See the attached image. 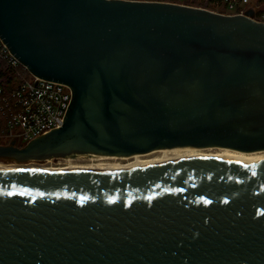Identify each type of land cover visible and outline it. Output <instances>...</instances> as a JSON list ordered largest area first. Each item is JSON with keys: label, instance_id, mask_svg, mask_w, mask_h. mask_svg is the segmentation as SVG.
Instances as JSON below:
<instances>
[{"label": "water", "instance_id": "obj_1", "mask_svg": "<svg viewBox=\"0 0 264 264\" xmlns=\"http://www.w3.org/2000/svg\"><path fill=\"white\" fill-rule=\"evenodd\" d=\"M159 0H0V39L67 84L63 123L0 157L264 150V22ZM0 264H264V160L0 169Z\"/></svg>", "mask_w": 264, "mask_h": 264}, {"label": "built area", "instance_id": "obj_2", "mask_svg": "<svg viewBox=\"0 0 264 264\" xmlns=\"http://www.w3.org/2000/svg\"><path fill=\"white\" fill-rule=\"evenodd\" d=\"M227 11L243 13L236 0H223ZM252 18L264 22V0L253 8ZM7 67L13 75L0 83V142L26 144L52 126L62 124L72 90L62 82L47 80L30 73L0 39V69ZM1 144V143H0ZM20 146V145H19Z\"/></svg>", "mask_w": 264, "mask_h": 264}, {"label": "bare ground", "instance_id": "obj_3", "mask_svg": "<svg viewBox=\"0 0 264 264\" xmlns=\"http://www.w3.org/2000/svg\"><path fill=\"white\" fill-rule=\"evenodd\" d=\"M218 151L217 153H203L197 147H172V148H161L149 151V153L158 151L160 155L154 158H141V154L135 153L132 155L120 156L124 158H133L132 161L121 163V162H107L101 161L106 158H116L119 157L118 155H109V156H88L93 160H100L95 163H88V164H76V163H69L65 166H45V167H32V168H41L45 170H53V171H63V170H81V169H124L130 166H135L144 163H153L157 161L167 160V159H175L179 157L185 156H195V155H209V156H217L221 158H227L231 160L243 161V162H252L256 160H264V150L258 151H240L236 149H231L227 147H216ZM7 168H20L17 166H8L5 164L0 163V169H7Z\"/></svg>", "mask_w": 264, "mask_h": 264}, {"label": "rangeland", "instance_id": "obj_4", "mask_svg": "<svg viewBox=\"0 0 264 264\" xmlns=\"http://www.w3.org/2000/svg\"><path fill=\"white\" fill-rule=\"evenodd\" d=\"M180 4H183L182 2H184V0H179ZM209 0H195V2H193V6H198V7H203L204 5H206L208 7V9L213 10V11H227V7L225 5V3L223 2V0H221L220 2H208ZM208 2V3H207ZM237 4H238V9L240 10H247L248 8H257L260 5V0H236ZM178 3V2H176ZM205 8V7H203ZM1 144H6L7 140L2 139ZM156 150V149H154ZM201 152L203 153H217L220 152V150L218 151V149L216 147H205V148H200L199 149ZM152 151V150H151ZM141 154V158H154L158 155H160V153L158 151L156 152H152L149 153L145 152V153H139ZM1 158V157H0ZM133 158H122V157H116V158H106L104 160L101 161H107V162H121V163H126L129 161H132ZM100 160H93L91 158H89L88 156H75V157H46L44 159H29V160H24V161H18V160H14L11 158H7V160L4 159H0V163L8 165V166H17V167H45V166H65L68 165L70 162L71 163H76V164H90V163H95L98 162Z\"/></svg>", "mask_w": 264, "mask_h": 264}, {"label": "trees", "instance_id": "obj_5", "mask_svg": "<svg viewBox=\"0 0 264 264\" xmlns=\"http://www.w3.org/2000/svg\"><path fill=\"white\" fill-rule=\"evenodd\" d=\"M159 1L178 2V3L180 2L179 0H159ZM216 1L220 2L221 0H209L208 2H216ZM193 2H195V0H184V2L182 3L187 5H194ZM206 5H204L203 7L208 8ZM12 75H13V70L8 69L7 67H3L2 69H0V83L5 82L6 79L10 78ZM19 145L22 146L24 145V143H21ZM0 159L7 160V158H0Z\"/></svg>", "mask_w": 264, "mask_h": 264}]
</instances>
